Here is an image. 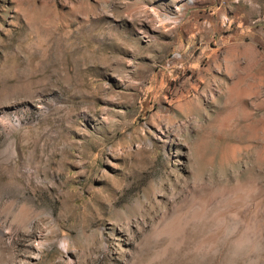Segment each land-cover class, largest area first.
Returning <instances> with one entry per match:
<instances>
[{"label": "rangeland", "instance_id": "rangeland-1", "mask_svg": "<svg viewBox=\"0 0 264 264\" xmlns=\"http://www.w3.org/2000/svg\"><path fill=\"white\" fill-rule=\"evenodd\" d=\"M0 264H264V0H0Z\"/></svg>", "mask_w": 264, "mask_h": 264}]
</instances>
